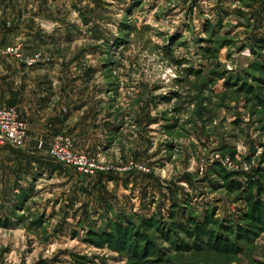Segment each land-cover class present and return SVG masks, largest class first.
<instances>
[{
  "label": "rangeland",
  "instance_id": "374dc122",
  "mask_svg": "<svg viewBox=\"0 0 264 264\" xmlns=\"http://www.w3.org/2000/svg\"><path fill=\"white\" fill-rule=\"evenodd\" d=\"M0 28L86 106L93 152L52 141L112 168L0 155V264H264V0H0Z\"/></svg>",
  "mask_w": 264,
  "mask_h": 264
},
{
  "label": "crops",
  "instance_id": "0c3cea01",
  "mask_svg": "<svg viewBox=\"0 0 264 264\" xmlns=\"http://www.w3.org/2000/svg\"><path fill=\"white\" fill-rule=\"evenodd\" d=\"M18 36L13 35L11 38L16 39ZM7 43L8 41L5 43L0 41V48L6 47ZM35 72L37 71L25 70L16 61L0 54V108H18L21 118L29 125L25 147L19 150L8 145H0V155H18V157L13 156L14 159H18L19 155L27 157L48 155L47 148L43 151L39 150V143L49 145L52 138L61 131H70L76 136L80 152H93L94 143L86 142L84 138H81V128L84 124L83 111L86 106L77 98L72 102H69L71 98L61 99L66 94L77 93V91L69 92L66 88L60 87L64 79L56 73H51L45 77L46 81H40V83L36 79L31 80V86L27 82L20 81V76L27 79Z\"/></svg>",
  "mask_w": 264,
  "mask_h": 264
},
{
  "label": "built area",
  "instance_id": "2783aa9c",
  "mask_svg": "<svg viewBox=\"0 0 264 264\" xmlns=\"http://www.w3.org/2000/svg\"><path fill=\"white\" fill-rule=\"evenodd\" d=\"M7 53L15 55L17 52L13 49H8ZM34 63L36 61L32 60L29 65ZM28 130V124L21 119L16 107L0 108V137L2 139L11 146L22 149L25 147L28 138ZM43 147L44 144L40 143L39 148L42 149ZM49 154L65 165L76 169L86 178H94L100 174L112 171L110 166L101 164L97 159L86 154L77 153L74 139L66 134H60L52 141Z\"/></svg>",
  "mask_w": 264,
  "mask_h": 264
}]
</instances>
